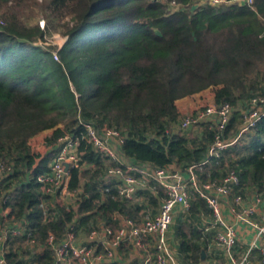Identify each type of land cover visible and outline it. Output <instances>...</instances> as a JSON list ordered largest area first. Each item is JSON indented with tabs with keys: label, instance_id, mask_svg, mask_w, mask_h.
Here are the masks:
<instances>
[{
	"label": "trees",
	"instance_id": "1",
	"mask_svg": "<svg viewBox=\"0 0 264 264\" xmlns=\"http://www.w3.org/2000/svg\"><path fill=\"white\" fill-rule=\"evenodd\" d=\"M26 1L0 0V160L12 166L0 182V204L10 188L13 213L27 218L39 239L50 230L60 236L73 217L74 230L87 232L98 220L111 222L114 211L136 220L143 213L141 203L116 195L114 182L103 183L104 170L113 163L82 140L83 160L94 167L82 174L78 207L56 205L57 219L43 220L35 176L47 170L50 157L32 150L31 137L50 130L45 136L50 144L65 132L84 133L82 123L92 122L121 133L125 159L183 170L206 157L215 130L200 123L193 135L173 132L182 117L178 101L205 91L211 102L232 106L223 136L237 141L200 178L221 179L234 170L236 193L264 192V117L239 134L244 103L264 95V0L195 12L172 11L162 0H44L43 27L29 24L18 11ZM52 32L67 37L62 46L37 42ZM105 185L109 190L100 202ZM77 186L78 171L72 169L68 187ZM154 189L138 192L152 211L164 197L162 188ZM202 215L211 211L191 192L189 209L175 224L183 262H199L213 231L215 236L216 229L201 223ZM13 246L20 252L6 253L8 264H22L24 254L31 264L53 263L49 249L37 255L19 243Z\"/></svg>",
	"mask_w": 264,
	"mask_h": 264
},
{
	"label": "built area",
	"instance_id": "2",
	"mask_svg": "<svg viewBox=\"0 0 264 264\" xmlns=\"http://www.w3.org/2000/svg\"><path fill=\"white\" fill-rule=\"evenodd\" d=\"M162 1L172 11L187 8L190 12H195L201 7L222 4L252 6L254 2V0H187L186 3L175 0ZM53 54L57 58V52L54 51ZM232 110L228 103L211 102L180 118L178 127L182 131L200 123L210 124L215 130L206 157L183 170L171 165L156 167L151 163H133L125 159L120 153L123 137L114 128H98L92 122H83L84 133L65 132L60 135L51 143L47 170L35 176L39 194L38 207L41 209L43 220L57 219L56 205L74 211L78 207V200L83 194L82 174L94 167V163L83 160L82 140L113 163L105 168L103 183L114 182V190L119 197L134 201L138 199V192L141 189L148 188L154 193L155 186L162 188L164 197L158 210L153 216L143 217L140 221L114 211L110 218L111 222L98 220L96 225L86 232L88 240L86 243L80 241L79 232L74 230L73 217L60 236L50 230L41 240L29 226L27 218L13 213L8 203L10 198L8 188L1 194L0 264H8L6 253L13 249L20 252L19 248L13 246L16 243L31 252L49 249L53 256L52 264H105L107 260L113 258L115 249L125 245L143 248L145 240H152V251H146L139 264H181L170 247L168 230L175 213L186 214L190 206L191 192L203 198L211 211V220L206 229H216L214 244L223 251L226 258L219 264H264V212L260 213L261 207H264V192L244 195L236 193L239 179L234 170H229L221 179L205 180L199 175L211 166L213 159H218L223 149L237 141V137L227 140L223 136ZM263 117L264 95L248 99L241 110L239 134L248 131ZM72 169L78 171L79 186L69 189ZM11 173V164L0 160V182ZM108 190L107 185L101 188L100 202L105 199V192ZM67 196L74 198L73 205L64 202ZM224 207L231 219L225 217ZM240 232L251 234V238L241 253H235V244Z\"/></svg>",
	"mask_w": 264,
	"mask_h": 264
},
{
	"label": "crops",
	"instance_id": "3",
	"mask_svg": "<svg viewBox=\"0 0 264 264\" xmlns=\"http://www.w3.org/2000/svg\"><path fill=\"white\" fill-rule=\"evenodd\" d=\"M199 94V98L202 96V98L205 96L203 95L204 93H198ZM198 94H194L198 95ZM208 101L211 102V96H208ZM182 104V103H181ZM181 106V110H182V116L192 113L194 111H196V109L198 107H202L203 105H199V106H194L193 107H182ZM189 108V109H188ZM189 112V113H188ZM195 127H197V130H195ZM173 132L175 133H179V134H186V135H193L194 133H198L200 131V126H193L190 127L189 129H187L186 131H182L179 127H178V123L175 124L172 128ZM42 140L40 141L38 139V134L42 133ZM40 133H38L37 135L33 136L30 138L29 143L31 145L32 150L37 153L40 157H44V156H49L50 157V147H51V143L47 144L45 142V136L47 133L50 132V130H44ZM33 139V142H31V140ZM40 141V142H39ZM34 146H36L34 148ZM172 167L177 168L175 164H171ZM137 201L139 203H141V208H140V213H143V216H140V219L138 221H140L143 217H151L155 214V212L158 210V205L160 204V201L158 200V204L157 207L152 211L153 207H150L148 205H146V203L144 202V199L142 197H138V199L134 200ZM64 202L68 203L69 205H73L74 204V198L72 196H67L64 198ZM149 207V208H148ZM224 215L227 219H231L232 217L229 215L226 207H224ZM264 212V207L262 206L260 209V213ZM186 214H182V213H175L174 218H173V222L169 227L168 230V241L170 244V247L172 249V251L176 254L177 258L179 257V252H178V236L176 234V230H175V224L177 222L178 219H183L184 216ZM210 216L206 217V216H201V223L204 224L207 228V225L210 223ZM209 229V228H208ZM214 230V228H213ZM79 235H80V241L83 243L88 242L87 238H86V231L79 229L78 230ZM251 238V234H246L243 232H240L237 240H236V244H235V253H241L247 246V243L249 242ZM263 242H264V238H263ZM152 245L153 242L152 240H145V245L143 248H135L133 246L130 245H125V246H121L118 249L114 250V256L112 259H109L105 262V264H112V263H121V264H139L141 262L142 257L145 255L146 251H152ZM9 253V252H8ZM32 253L35 254H41L42 251H34ZM22 257V264H31V260L32 258L29 257V255L24 254ZM179 259V258H178ZM225 255L223 253V251L214 244V231H213V240L210 243V247L206 246L205 250H204V255H203V259H202V254H201V258L199 262H195L194 264H201V263H208V264H219L225 261ZM181 264H191L188 263L187 261L183 262L182 260ZM193 264V263H192Z\"/></svg>",
	"mask_w": 264,
	"mask_h": 264
},
{
	"label": "rangeland",
	"instance_id": "4",
	"mask_svg": "<svg viewBox=\"0 0 264 264\" xmlns=\"http://www.w3.org/2000/svg\"><path fill=\"white\" fill-rule=\"evenodd\" d=\"M44 0H28L26 3L22 4L21 7H19L18 11L20 14L23 16L24 19L28 21L29 24H38L40 27L45 26L47 23L45 17H44ZM66 20V19H65ZM67 37L60 32H52L51 35H47L44 40H37L38 43H40L43 46H50V45H55L57 47H60L64 44L66 41ZM53 51H56V49H52ZM205 95L203 98L202 96L199 98V94L195 96H190L188 98L180 99L178 103L182 105V107H193L194 106H201L207 103H211L208 101V96H210L209 91H205ZM182 103V104H181ZM198 107L197 109H199ZM189 109V108H188ZM196 109V110H197ZM189 113V112H188ZM195 130H197V127H195ZM42 133L38 134V139L41 141L42 140ZM39 141V142H40ZM33 142V139L31 140ZM36 146H34L35 148Z\"/></svg>",
	"mask_w": 264,
	"mask_h": 264
},
{
	"label": "water",
	"instance_id": "5",
	"mask_svg": "<svg viewBox=\"0 0 264 264\" xmlns=\"http://www.w3.org/2000/svg\"><path fill=\"white\" fill-rule=\"evenodd\" d=\"M67 166H68V165L66 164V167H67ZM201 254H202V259H203L204 250L201 251Z\"/></svg>",
	"mask_w": 264,
	"mask_h": 264
}]
</instances>
